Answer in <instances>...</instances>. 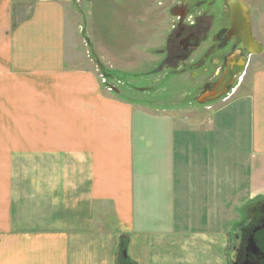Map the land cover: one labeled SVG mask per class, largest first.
Returning <instances> with one entry per match:
<instances>
[{
    "label": "crops",
    "instance_id": "crops-1",
    "mask_svg": "<svg viewBox=\"0 0 264 264\" xmlns=\"http://www.w3.org/2000/svg\"><path fill=\"white\" fill-rule=\"evenodd\" d=\"M16 7L0 0V264H234L264 198V69L184 120L68 60L58 2Z\"/></svg>",
    "mask_w": 264,
    "mask_h": 264
},
{
    "label": "rangeland",
    "instance_id": "rangeland-1",
    "mask_svg": "<svg viewBox=\"0 0 264 264\" xmlns=\"http://www.w3.org/2000/svg\"><path fill=\"white\" fill-rule=\"evenodd\" d=\"M37 1L39 0H15L20 19L29 16ZM187 1L194 3V0ZM246 1L256 9L255 34L264 46V0ZM55 2L65 9L68 20V60L75 61L78 69L92 70L107 94L184 120H197L204 118L206 114H214L215 110H207L211 104L200 103L197 98L200 97L201 88L210 77L216 61L223 54V51L211 52L216 45L215 38L219 30L216 27L210 29L200 49L191 50L189 55H185L188 59L186 62L179 61L175 49H170L174 45L169 43V38L177 21L171 9L180 0ZM217 3V7L221 6V1ZM197 59L205 64L208 72H204L203 68H196L193 61ZM252 64L246 70L248 75L234 83L232 91L223 99L231 95L240 83L248 84L256 69H264V53L252 58ZM242 86L241 92L246 89ZM2 87L0 84V89ZM29 102L32 106L35 105L33 97L29 98ZM223 115L228 120V112ZM255 185L253 183V190ZM252 195V203L245 209V221L254 207L264 205V202L261 203L264 201L263 195L258 196L254 192ZM244 226L237 225L239 232Z\"/></svg>",
    "mask_w": 264,
    "mask_h": 264
},
{
    "label": "flooded vegetation",
    "instance_id": "flooded-vegetation-1",
    "mask_svg": "<svg viewBox=\"0 0 264 264\" xmlns=\"http://www.w3.org/2000/svg\"><path fill=\"white\" fill-rule=\"evenodd\" d=\"M220 1L221 6L217 7V2ZM171 13L176 16L177 21L169 38V43L174 45V48L170 47V49H175L176 58L182 63L188 60L185 55H189L191 50L200 49L206 41L210 29L216 27L219 30L215 38L216 45L212 47L211 52L223 51V54L216 61L210 77L202 86L200 97L206 92L214 91L220 79L230 69L236 74L233 77V83L228 86L226 94L216 101L203 104L221 101L232 91L234 83L245 78L246 70L253 65L252 58L260 56L251 55L249 52L251 49L248 39L249 33L264 48L255 34L256 9L246 0H194L193 4L187 0H180V3L172 7ZM198 60L193 61L196 68H203L204 72H208L202 62L204 58L201 62ZM244 60L246 68L239 72V63ZM237 72L239 73L237 74ZM246 221L247 223L241 230L248 236L253 235L256 229L263 228L264 207L253 209ZM254 236L261 241V237H264V229L255 233ZM234 261V264H264V256L262 257L261 254L253 255L248 251V248L238 249Z\"/></svg>",
    "mask_w": 264,
    "mask_h": 264
},
{
    "label": "water",
    "instance_id": "water-1",
    "mask_svg": "<svg viewBox=\"0 0 264 264\" xmlns=\"http://www.w3.org/2000/svg\"><path fill=\"white\" fill-rule=\"evenodd\" d=\"M85 1L90 2L91 0H85ZM248 39H249V43H250V47H251V49L249 50L250 54L251 55L263 54L264 48L257 41H255L253 39V37L250 33L248 35ZM233 64H230V66H233ZM245 68H246V63L244 60L241 63H239L238 70H239V72H242L245 70ZM232 69H233V67H232ZM239 72H237V74ZM235 74L236 73H234L232 70L228 69L227 72L223 75V77L220 79V81L216 85L214 91H212V92L209 91V92L204 93L198 99V102L206 103V102H212V101H216V100L220 99L223 95L226 94L228 86L233 83L232 80H233V77L235 76ZM263 207H264V205H263ZM255 208L256 207H254L253 209H255ZM263 229H264V227L260 228V229H256L254 233H257ZM248 251L251 252L253 255H259L260 254V249L257 246V243L255 242L254 236H251L249 239Z\"/></svg>",
    "mask_w": 264,
    "mask_h": 264
},
{
    "label": "trees",
    "instance_id": "trees-1",
    "mask_svg": "<svg viewBox=\"0 0 264 264\" xmlns=\"http://www.w3.org/2000/svg\"><path fill=\"white\" fill-rule=\"evenodd\" d=\"M247 222H245V223H243L244 225L246 224ZM122 248H123V250L125 249V247H126V243H127V241L126 240H123L122 241ZM246 245H244L243 243H242V245H241V248H243L244 249V247H245Z\"/></svg>",
    "mask_w": 264,
    "mask_h": 264
},
{
    "label": "bare ground",
    "instance_id": "bare-ground-1",
    "mask_svg": "<svg viewBox=\"0 0 264 264\" xmlns=\"http://www.w3.org/2000/svg\"><path fill=\"white\" fill-rule=\"evenodd\" d=\"M261 240L264 242V237H261Z\"/></svg>",
    "mask_w": 264,
    "mask_h": 264
}]
</instances>
